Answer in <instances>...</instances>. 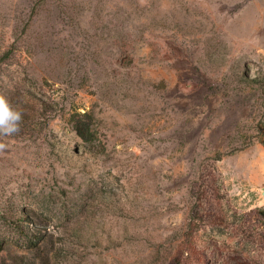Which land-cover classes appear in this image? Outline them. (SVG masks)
<instances>
[{
    "label": "rangeland",
    "instance_id": "obj_1",
    "mask_svg": "<svg viewBox=\"0 0 264 264\" xmlns=\"http://www.w3.org/2000/svg\"><path fill=\"white\" fill-rule=\"evenodd\" d=\"M0 96V264H264V0H0Z\"/></svg>",
    "mask_w": 264,
    "mask_h": 264
},
{
    "label": "clouds",
    "instance_id": "obj_2",
    "mask_svg": "<svg viewBox=\"0 0 264 264\" xmlns=\"http://www.w3.org/2000/svg\"><path fill=\"white\" fill-rule=\"evenodd\" d=\"M22 114L17 111L10 102L0 96V134L12 135L19 131ZM5 145L0 144V149Z\"/></svg>",
    "mask_w": 264,
    "mask_h": 264
},
{
    "label": "trees",
    "instance_id": "obj_3",
    "mask_svg": "<svg viewBox=\"0 0 264 264\" xmlns=\"http://www.w3.org/2000/svg\"><path fill=\"white\" fill-rule=\"evenodd\" d=\"M259 82H260L259 76H253L247 80V83H252V84L259 83ZM261 142L264 145V139H262ZM195 243H196V239L192 237L187 241V244L190 246V248H193V245H195ZM201 258H203L202 255H201Z\"/></svg>",
    "mask_w": 264,
    "mask_h": 264
}]
</instances>
